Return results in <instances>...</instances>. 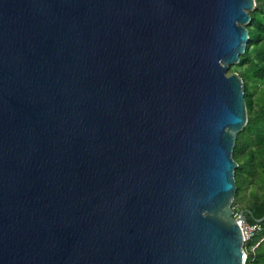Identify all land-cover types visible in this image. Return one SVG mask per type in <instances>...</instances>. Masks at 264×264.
Here are the masks:
<instances>
[{"label": "water", "instance_id": "obj_1", "mask_svg": "<svg viewBox=\"0 0 264 264\" xmlns=\"http://www.w3.org/2000/svg\"><path fill=\"white\" fill-rule=\"evenodd\" d=\"M256 6L0 0V264L247 263L228 72Z\"/></svg>", "mask_w": 264, "mask_h": 264}, {"label": "trees", "instance_id": "obj_2", "mask_svg": "<svg viewBox=\"0 0 264 264\" xmlns=\"http://www.w3.org/2000/svg\"><path fill=\"white\" fill-rule=\"evenodd\" d=\"M256 2V9L250 13L252 21L247 26L246 51L240 62L231 66V70L240 71L244 81L248 112L247 126L239 133L234 149L238 164L234 206L246 188L252 185L253 204L242 208L239 214H245L248 224L261 223L264 227V91L258 103L254 100L259 87L264 86V0ZM245 249L248 255L246 264H264V230L247 243Z\"/></svg>", "mask_w": 264, "mask_h": 264}, {"label": "rangeland", "instance_id": "obj_3", "mask_svg": "<svg viewBox=\"0 0 264 264\" xmlns=\"http://www.w3.org/2000/svg\"><path fill=\"white\" fill-rule=\"evenodd\" d=\"M234 74H239L240 75V71H234V70H231V67L229 69V72H228V75H234ZM264 91V86H260L259 87V90L258 92L255 94V102L258 103L260 97L263 95V92ZM252 190H253V186L252 185H249L247 188H246V191L241 194L240 196V199L239 201L237 202V204L234 206V203H233V208H236L237 212L239 213L240 210L242 208H248L249 206H251L253 204V199H252Z\"/></svg>", "mask_w": 264, "mask_h": 264}, {"label": "built area", "instance_id": "obj_4", "mask_svg": "<svg viewBox=\"0 0 264 264\" xmlns=\"http://www.w3.org/2000/svg\"><path fill=\"white\" fill-rule=\"evenodd\" d=\"M234 217H240V214L236 212V208H234ZM240 225L244 236L245 246L247 243L252 241L258 233L264 230L261 223L248 224L247 222L240 221Z\"/></svg>", "mask_w": 264, "mask_h": 264}]
</instances>
